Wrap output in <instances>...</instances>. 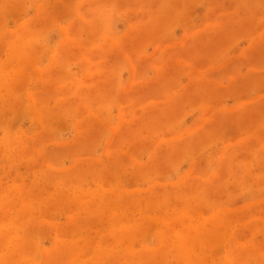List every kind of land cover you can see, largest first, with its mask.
Listing matches in <instances>:
<instances>
[{
	"label": "rangeland",
	"instance_id": "374dc122",
	"mask_svg": "<svg viewBox=\"0 0 264 264\" xmlns=\"http://www.w3.org/2000/svg\"><path fill=\"white\" fill-rule=\"evenodd\" d=\"M0 264H264V0H0Z\"/></svg>",
	"mask_w": 264,
	"mask_h": 264
}]
</instances>
